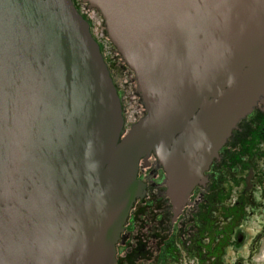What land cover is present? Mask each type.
<instances>
[{"label":"water","instance_id":"1","mask_svg":"<svg viewBox=\"0 0 264 264\" xmlns=\"http://www.w3.org/2000/svg\"><path fill=\"white\" fill-rule=\"evenodd\" d=\"M133 71L121 98L73 0H0V264H115L140 160L174 212L264 102V0H81Z\"/></svg>","mask_w":264,"mask_h":264},{"label":"rangeland","instance_id":"2","mask_svg":"<svg viewBox=\"0 0 264 264\" xmlns=\"http://www.w3.org/2000/svg\"><path fill=\"white\" fill-rule=\"evenodd\" d=\"M85 4L80 1L76 7L88 20L100 46L121 98L127 129L145 112L133 71L110 41L99 12ZM260 103L238 122L213 159L214 194H203L201 201L198 192L192 194V201L196 200V207L201 210L193 217V222L201 226L200 248L193 254L197 259L185 257L170 264H217L214 260L218 257L224 259V264H264V102ZM146 161L145 157L141 159L139 166L150 171L152 179H159L156 167L160 164L149 166ZM156 187L161 190L165 186L164 183L152 186V192ZM217 192L219 199H214ZM191 208L193 205H188V210ZM238 234L242 236L240 241ZM151 258L145 256L140 261L158 264Z\"/></svg>","mask_w":264,"mask_h":264},{"label":"flooded vegetation","instance_id":"3","mask_svg":"<svg viewBox=\"0 0 264 264\" xmlns=\"http://www.w3.org/2000/svg\"><path fill=\"white\" fill-rule=\"evenodd\" d=\"M80 1L73 0L75 5H78ZM150 158L154 160L149 161ZM146 159V162L150 163L149 166L156 167L159 163L154 154H149ZM157 166H159L156 168L160 176L157 180L152 179L150 171L144 170L143 166L138 168V177L144 181V191L133 202L129 211L116 245L115 264H144L140 260H143L145 256L152 257L153 263L158 264H170L172 260L178 261L185 257L197 259V256L193 254L200 248L201 226L193 222V217L195 214L197 217L198 211L201 210L196 207L197 201H192L191 197L198 192L201 201L203 194L208 192L210 195L214 194V160L204 171L205 181L193 186L186 201L177 212H174L172 200L166 192L165 171L162 166ZM215 181L217 182V179ZM163 183L165 187L161 190L158 188L162 186L156 187L152 192V186ZM150 188L151 191H149ZM216 189H218L217 186ZM222 191L221 187V193ZM218 192L214 195V199H219ZM236 198L238 199V196ZM245 199L248 201L249 197ZM188 205H193V208L188 210ZM241 238L242 236L238 234L237 240L240 241ZM192 255L193 257H188ZM214 261L217 264H224V259L220 257Z\"/></svg>","mask_w":264,"mask_h":264}]
</instances>
